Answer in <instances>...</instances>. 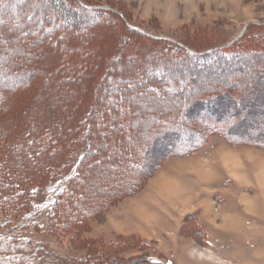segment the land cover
I'll return each instance as SVG.
<instances>
[{
  "label": "rangeland",
  "instance_id": "rangeland-1",
  "mask_svg": "<svg viewBox=\"0 0 264 264\" xmlns=\"http://www.w3.org/2000/svg\"><path fill=\"white\" fill-rule=\"evenodd\" d=\"M68 1L0 0V30L6 31L0 34V143H13L10 149L24 165L17 171L34 177L48 157L55 162L51 147L57 141L42 134L32 144L30 132L67 131L68 122L73 117L81 122L89 106L113 111L107 98L122 91L125 96H115L131 98L127 113L141 150L148 162L161 166L144 175L130 161L122 162L129 154L99 152L83 204L71 211L77 222L66 234H56L54 250L83 258L79 264H150L151 258L264 264V0ZM77 4L110 16L87 15L74 38L63 27L67 15L75 25L85 19ZM161 40L170 43L169 51L199 54L241 43L251 55L186 75V69H175L179 59L165 58ZM157 68L182 77L188 87L202 85V97L217 94L222 108L214 122L229 135L219 130L199 151L170 157L181 143L170 145L179 132L169 120L183 118L185 100L169 108L170 101L147 85ZM203 112L196 110V126L214 125L204 122ZM119 166L126 169L121 176Z\"/></svg>",
  "mask_w": 264,
  "mask_h": 264
},
{
  "label": "trees",
  "instance_id": "trees-1",
  "mask_svg": "<svg viewBox=\"0 0 264 264\" xmlns=\"http://www.w3.org/2000/svg\"><path fill=\"white\" fill-rule=\"evenodd\" d=\"M77 7L85 13V19L83 18L75 25L72 23L73 17L67 15L63 27V32L67 31L69 34H73L74 38L75 35L80 34L82 24L87 20V15L98 17L101 15L100 17L106 18L110 16V12L104 9H85L79 4H77ZM78 8L77 11H79ZM0 9L3 8L0 7ZM5 32V30L4 32L0 30V34L5 35ZM161 41L168 49L164 52L165 58L179 59L175 69L180 71L186 69L184 70L187 72L186 75L215 69L223 61L236 63L239 59L242 60L240 56L244 53L251 55V50L241 46V43H237L229 49L212 51L211 53L207 51L199 54V51H190L178 47H172V50L169 51L170 47L166 44L170 43ZM155 70L158 72L157 76L152 77L147 85L151 86L154 92L170 101L168 107L174 108L175 105L172 106V103L178 101L181 97H184L185 100L184 119L169 120V122L175 124L174 127L179 132V135H174L170 145L174 146L175 142L181 143L176 147H172L174 151L169 155L170 157L174 154L189 155L197 152L211 135L218 133L219 130L225 133L224 128L222 127V129L220 125L218 126L214 122L220 118L218 114L222 108L221 101H217L220 98L216 96L217 94L207 95L205 93L206 97H202L200 95L204 90L202 85L195 88L188 87L183 82L182 77L168 73V70L166 74H161L158 68ZM143 73H140L142 78L146 77V74ZM147 75L150 76V73L147 72ZM128 82L129 78H122L121 80L123 84ZM144 86L142 83L139 87ZM135 89L137 90V87ZM117 94L121 97L125 96L122 91H114L107 98V105L113 102V111L100 110L96 105L89 106L90 109L86 112L85 117L81 119V122L74 117L71 120L69 119L68 125L70 126L67 131H59L55 127H45L35 131L38 136L30 132L31 139L35 138L36 140L32 144H36L42 134L56 137L57 141V147H51L56 150L53 154L55 162H49L48 157L42 173L36 174L34 177L21 176L17 171L18 164L22 167L24 165L20 159H16V149H10L13 143L10 142V145L5 142L4 144L0 143V264H3L2 262H5V264L8 262L10 264H79L83 262V258L65 256L58 250H54V246L56 245V234H66L71 225L77 222L75 215H71V211H79L83 204L89 184L87 176L99 167L93 162L99 157V152L103 155L112 154L115 157L119 154H129V158L126 160L123 158L122 162L127 163L130 161L128 164L142 171L141 174L144 175L150 173L154 168H160L161 163L148 162L147 151H142L141 146H139V138L133 131V123L135 122H130L127 113L133 105L129 102L131 98L124 97L121 101L115 96ZM191 94L195 95L194 97L191 96V100L185 98V96ZM235 101L239 104L243 102V98H237ZM203 103L205 106L201 108ZM191 105H196V107L190 109ZM197 109H204L201 115L202 117L206 116L204 122L214 123V125L204 128L200 124L197 127L196 122L193 120ZM97 114H101L102 118ZM202 117L199 118L202 119ZM125 121L127 125L129 124L126 127L127 129H124L123 124ZM32 128L33 124L30 126L31 130ZM225 134L229 135L228 133ZM1 137L2 134H0V139ZM117 159L118 161L122 160L120 157H117ZM91 161L93 163H90ZM114 161L116 162V158ZM117 168L120 176L125 173L126 169H122L120 166ZM129 170L132 171L133 168H129ZM46 178H48L47 181H45ZM93 261L91 260L90 263L93 264ZM149 262L150 264H174L172 258H169L166 263L156 258L149 259Z\"/></svg>",
  "mask_w": 264,
  "mask_h": 264
},
{
  "label": "bare ground",
  "instance_id": "bare-ground-1",
  "mask_svg": "<svg viewBox=\"0 0 264 264\" xmlns=\"http://www.w3.org/2000/svg\"><path fill=\"white\" fill-rule=\"evenodd\" d=\"M259 172V171H258ZM264 178V177H263ZM167 186H168V184H167ZM168 189H169V186H168ZM167 189V190H168ZM261 190V189H260ZM169 192H170V190H169ZM264 192V190L262 191V193ZM264 195V194H263ZM245 204V203H244ZM245 205H247V204H245ZM247 208V207H246ZM248 209V208H247ZM249 210V209H248ZM199 253V252H198Z\"/></svg>",
  "mask_w": 264,
  "mask_h": 264
}]
</instances>
